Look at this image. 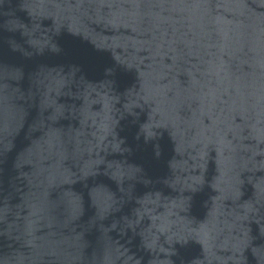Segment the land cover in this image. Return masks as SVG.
I'll use <instances>...</instances> for the list:
<instances>
[{
    "label": "water",
    "instance_id": "1",
    "mask_svg": "<svg viewBox=\"0 0 264 264\" xmlns=\"http://www.w3.org/2000/svg\"><path fill=\"white\" fill-rule=\"evenodd\" d=\"M0 264H264V0H0Z\"/></svg>",
    "mask_w": 264,
    "mask_h": 264
}]
</instances>
